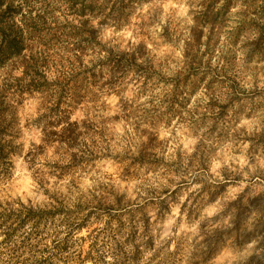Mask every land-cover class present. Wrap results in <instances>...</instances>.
Segmentation results:
<instances>
[{
    "label": "clouds",
    "instance_id": "1",
    "mask_svg": "<svg viewBox=\"0 0 264 264\" xmlns=\"http://www.w3.org/2000/svg\"><path fill=\"white\" fill-rule=\"evenodd\" d=\"M0 264H264V0H0Z\"/></svg>",
    "mask_w": 264,
    "mask_h": 264
}]
</instances>
